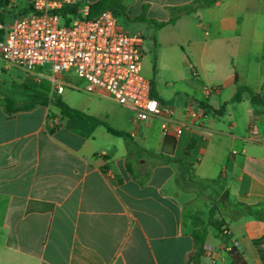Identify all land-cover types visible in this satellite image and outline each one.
<instances>
[{"label":"crops","instance_id":"1","mask_svg":"<svg viewBox=\"0 0 264 264\" xmlns=\"http://www.w3.org/2000/svg\"><path fill=\"white\" fill-rule=\"evenodd\" d=\"M191 1L111 4L127 23L149 27L141 68L152 96L183 121L190 120L189 100L206 108L200 128L165 137L157 118L133 125L121 107L126 129L111 128L131 136L141 159L103 125L61 114L51 119L49 105L12 114L0 106V264H213L203 254L193 261L191 226L173 193L184 169L166 155L216 186L213 224L223 222L225 231L207 227L204 242L216 248L214 262L229 264L234 247L247 264H264V220L224 213L233 203H264V0H217L161 28L138 20L166 23L171 9ZM28 13V0H0L2 33ZM26 75L38 86L36 71ZM82 83L81 90L110 99ZM240 87L249 93L235 101ZM52 90L38 93L53 100ZM94 118L106 124L108 113Z\"/></svg>","mask_w":264,"mask_h":264},{"label":"built area","instance_id":"2","mask_svg":"<svg viewBox=\"0 0 264 264\" xmlns=\"http://www.w3.org/2000/svg\"><path fill=\"white\" fill-rule=\"evenodd\" d=\"M28 4V14L2 27L0 71L16 68L32 74L48 65L53 74L73 73L88 91L106 92L132 114L133 125L157 118L161 134L173 138L186 128H200L208 115L206 108L189 100L184 113L190 120L183 121L152 96L150 80L141 68L143 38L122 29L112 10H92V4L84 0H28ZM50 81L57 95L65 87L77 89L53 77ZM216 252L210 245L203 246V256L213 264Z\"/></svg>","mask_w":264,"mask_h":264},{"label":"rangeland","instance_id":"3","mask_svg":"<svg viewBox=\"0 0 264 264\" xmlns=\"http://www.w3.org/2000/svg\"><path fill=\"white\" fill-rule=\"evenodd\" d=\"M84 2H90L92 4V10H112L115 14L118 25L125 28L129 34L140 33L145 44H147V32L144 33L143 30L149 31L148 25L137 22L127 23L128 21L124 20L123 16L115 6L111 4L112 0H84ZM149 38L151 40L153 39L152 32ZM35 71L40 77L38 86L36 87L25 82L28 75L21 71H16L14 68L0 71V106L4 105L3 100L5 97L14 99L17 105L26 104L28 100L24 95L26 92L25 88L40 93H49L51 91L50 79L53 77L57 81L64 82L67 85L75 86L77 88L65 87L60 95H57L55 91L52 90L53 100L58 99L74 110L83 112L87 115H92L99 119H102L103 114L107 112L108 120L103 121H105L108 126L118 130L126 129L124 112L127 111L121 109L120 106L112 102L105 93L99 94L100 96L96 97L95 95L81 90L80 88L83 87V83L71 72L53 74L48 65ZM142 74L145 76L144 71H142ZM43 85H45L46 89ZM49 110L51 112V119L58 117L60 114L59 110L54 107L52 103L49 104ZM130 145L135 148L133 149L135 156L137 158L140 156V158L143 159V150H137V148H139L137 143L132 142ZM153 163L154 162L149 163L145 169L148 170ZM187 180L186 174L180 171L175 175L173 181V193L180 199L181 204L183 205L184 217L187 223L190 226L195 225L205 229L212 225L219 233H224L225 228L223 222L218 221L213 224V219H217L219 215L216 211V198L211 190L205 185L188 183Z\"/></svg>","mask_w":264,"mask_h":264},{"label":"trees","instance_id":"4","mask_svg":"<svg viewBox=\"0 0 264 264\" xmlns=\"http://www.w3.org/2000/svg\"><path fill=\"white\" fill-rule=\"evenodd\" d=\"M216 1L217 0H193L189 4L183 5L181 7L173 8L170 10L171 16L166 23H157L153 20H147L143 16L139 17L138 20L145 21V22L153 25L154 28H161V27L165 26L166 24L173 23L182 14L194 13L198 9L206 8V7L213 5ZM102 5H103V3H102ZM67 9L68 8H65L64 11H66ZM67 21H69V20L67 19ZM0 23H2L1 20H0ZM1 37H2V31L0 30V38ZM25 90H26V92L24 95L28 100V102L26 104H18L17 105L14 99L7 98V97L4 98V100H3L4 105L3 106H4L5 112L7 114H12V113L20 111V110H29L37 104H41L43 106H48L50 103H52V105L54 107H56L59 110V113L65 118H77L79 120L89 122V123H92L95 125H103L105 127L107 133H109L110 135L115 136V137H121V138L125 139V141L129 145H130V143L133 142L131 136L128 133L118 131V130H114L111 127H109L108 125H106L105 123L101 122L100 120H98L92 116H89L83 112H80V111H77V110L70 108L69 106H67L65 103L61 102L58 99L47 100L43 95H41L38 92H35V91L27 89V88H25ZM243 92L249 93V90L245 87L238 88L237 92L234 96V100L238 101L241 98V94ZM255 99L256 98L252 97L251 101H254ZM186 152H188V148H187ZM165 159L166 160H164V161L172 160V161H176L182 165L184 172L187 176L188 183H192V184H196V185L197 184L205 185L206 187H208L211 190L213 195H214V193H216L215 184L211 183V182H203V181L197 179L188 170V167L183 160L170 158L168 155H166ZM127 169L132 174V171L130 170V168L127 167ZM221 208L224 210V207L221 206ZM224 213L231 220H235V219L242 217L244 215H249V216H252V217L259 219V220H264V203H259V204H254V205H247V204H242V203H233L232 205H230L227 208V210L224 211ZM191 236L193 239V245H194V249H195L193 261H194V263H197L203 254V245H204L205 238H206V229L192 225L191 226ZM228 255L230 257V263L229 264H247L245 262L243 256H242V254L234 247H231L229 249Z\"/></svg>","mask_w":264,"mask_h":264}]
</instances>
